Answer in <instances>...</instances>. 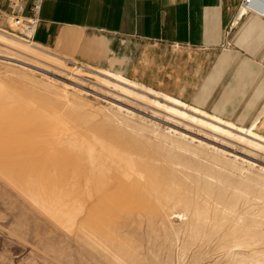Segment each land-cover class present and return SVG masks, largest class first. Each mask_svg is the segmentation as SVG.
<instances>
[{
  "label": "rangeland",
  "instance_id": "374dc122",
  "mask_svg": "<svg viewBox=\"0 0 264 264\" xmlns=\"http://www.w3.org/2000/svg\"><path fill=\"white\" fill-rule=\"evenodd\" d=\"M12 15L0 264H264L263 137L27 41Z\"/></svg>",
  "mask_w": 264,
  "mask_h": 264
},
{
  "label": "crops",
  "instance_id": "0c3cea01",
  "mask_svg": "<svg viewBox=\"0 0 264 264\" xmlns=\"http://www.w3.org/2000/svg\"><path fill=\"white\" fill-rule=\"evenodd\" d=\"M241 4L44 0L33 41L264 138V0Z\"/></svg>",
  "mask_w": 264,
  "mask_h": 264
},
{
  "label": "built area",
  "instance_id": "2783aa9c",
  "mask_svg": "<svg viewBox=\"0 0 264 264\" xmlns=\"http://www.w3.org/2000/svg\"><path fill=\"white\" fill-rule=\"evenodd\" d=\"M251 0H241L243 4H249ZM44 0H0V13L5 14V11H11L17 21H23L24 35L27 41H33V35L39 21L40 13L43 7ZM6 5V9L2 7ZM9 15V14H8ZM10 16V15H9Z\"/></svg>",
  "mask_w": 264,
  "mask_h": 264
},
{
  "label": "bare ground",
  "instance_id": "6f19581e",
  "mask_svg": "<svg viewBox=\"0 0 264 264\" xmlns=\"http://www.w3.org/2000/svg\"><path fill=\"white\" fill-rule=\"evenodd\" d=\"M251 2V1H250ZM250 4V3H249ZM249 4H243V5H241V7H243V6H246V7H249L250 5Z\"/></svg>",
  "mask_w": 264,
  "mask_h": 264
}]
</instances>
